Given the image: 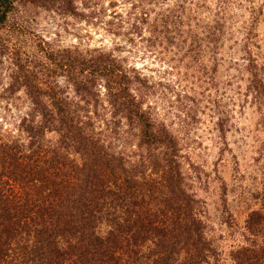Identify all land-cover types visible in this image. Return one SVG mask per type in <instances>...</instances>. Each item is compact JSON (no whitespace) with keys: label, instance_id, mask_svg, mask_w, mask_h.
Listing matches in <instances>:
<instances>
[{"label":"rangeland","instance_id":"obj_1","mask_svg":"<svg viewBox=\"0 0 264 264\" xmlns=\"http://www.w3.org/2000/svg\"><path fill=\"white\" fill-rule=\"evenodd\" d=\"M72 1L74 14L63 0H20L0 29L1 141L27 143L42 118L32 96L53 91L109 150L137 159L140 128L113 109L109 76L91 66L126 68L142 110L177 141L216 250L210 264H237L238 250L264 243V223L247 229L252 213L264 219V93L252 82L264 84V0ZM68 58L88 65L79 78L89 95L76 92ZM46 94L38 102L52 109ZM43 137L80 160L56 131Z\"/></svg>","mask_w":264,"mask_h":264},{"label":"trees","instance_id":"obj_2","mask_svg":"<svg viewBox=\"0 0 264 264\" xmlns=\"http://www.w3.org/2000/svg\"><path fill=\"white\" fill-rule=\"evenodd\" d=\"M19 1L0 0V29ZM63 2L76 13L72 0ZM64 67L76 92L89 95L88 79L79 78L88 65L68 58ZM92 67L109 76V103L139 126L145 153L136 159L112 152L57 93L31 95L42 118L31 120L28 142L0 139V264H210L216 250L198 201L184 187L176 139L142 110L126 68L103 61ZM252 82L264 93L256 74ZM45 94L52 109L38 102ZM48 130L80 160L48 146ZM263 221L254 212L247 229L260 233ZM234 259L264 264V243L238 250Z\"/></svg>","mask_w":264,"mask_h":264}]
</instances>
